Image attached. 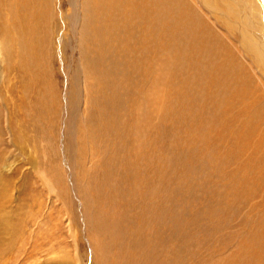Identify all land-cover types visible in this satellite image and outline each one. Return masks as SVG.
Segmentation results:
<instances>
[{"label":"rangeland","instance_id":"374dc122","mask_svg":"<svg viewBox=\"0 0 264 264\" xmlns=\"http://www.w3.org/2000/svg\"><path fill=\"white\" fill-rule=\"evenodd\" d=\"M223 1L0 0V264H264V11Z\"/></svg>","mask_w":264,"mask_h":264},{"label":"bare ground","instance_id":"6f19581e","mask_svg":"<svg viewBox=\"0 0 264 264\" xmlns=\"http://www.w3.org/2000/svg\"><path fill=\"white\" fill-rule=\"evenodd\" d=\"M258 1V0H257ZM196 2H197V0H196ZM204 2V1H203ZM224 5L226 4V5H230V3L227 1L226 2V0H224L223 2H222ZM259 3H260V5L262 6V11H264V0H259ZM177 4H179V3H177ZM199 4V3H198ZM199 6V5H198ZM229 7V6H228ZM248 8V7H247ZM212 9H214V7L212 8ZM249 9V11H253V9H252V7H249L248 8ZM129 10V9H128ZM215 10V9H214ZM224 10V9H223ZM170 12V11H169ZM228 12H231V10L230 11H228ZM227 13V12H226ZM250 13V12H249ZM259 15V14H258ZM226 16V15H225ZM228 16L232 19L233 18V15L231 14V13H229L228 14ZM264 18V14L262 15V13L259 15V19H260V21L262 20V19ZM231 19H227L226 21H225V29H224V31L229 35V36H231V34L233 35L235 32V26H234V24H232V22L230 21ZM261 22H262V24H261ZM260 23H259V26H261L262 27V25H264V19L261 21ZM177 23V22H176ZM237 23V22H236ZM223 26V25H222ZM224 32V33H225ZM244 36H245V34H243ZM234 36V35H233ZM236 36V35H235ZM247 38V39H246ZM244 40H245V44H246V46H245V49H247L249 52H253V53H251L252 55L254 54L255 56V58L253 59V61L254 62H252L251 63V65H252V67L255 69V71L257 70V68L260 66V67H263L264 66V62L262 61V58H261V56H260V54L258 53V48H257V45L255 44V42L254 41H252L251 39H249L248 37H246ZM235 40V39H234ZM100 56H101V54H100ZM99 56V57H100ZM104 56V55H103ZM101 59V58H100ZM256 63V64H255ZM100 64V63H99ZM112 66H113V64H112ZM259 71V70H258ZM264 76V75H263ZM103 110V109H102ZM105 110V109H104ZM1 215H2V213H1ZM3 217V216H2ZM1 220H2V222H1ZM6 221H5V219L3 220L2 218L0 219V226H6ZM1 231V230H0ZM125 244H126V242H125Z\"/></svg>","mask_w":264,"mask_h":264}]
</instances>
